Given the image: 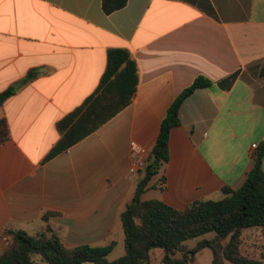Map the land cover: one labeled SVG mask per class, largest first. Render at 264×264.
I'll list each match as a JSON object with an SVG mask.
<instances>
[{"label":"crops","instance_id":"crops-1","mask_svg":"<svg viewBox=\"0 0 264 264\" xmlns=\"http://www.w3.org/2000/svg\"><path fill=\"white\" fill-rule=\"evenodd\" d=\"M110 49L137 64L132 103L46 161L62 137L58 123L98 88ZM200 76L212 85L182 103L169 162L142 201L184 210L244 184L252 145L264 141V0H127L110 14L102 0H0V94L14 91L0 105L9 131L0 144V254L7 229L34 235L50 225L70 248L125 239L121 216L144 174L129 173L132 149L150 155L168 109ZM47 212L58 215L45 223ZM242 238L244 255L264 256L263 229Z\"/></svg>","mask_w":264,"mask_h":264},{"label":"trees","instance_id":"trees-1","mask_svg":"<svg viewBox=\"0 0 264 264\" xmlns=\"http://www.w3.org/2000/svg\"><path fill=\"white\" fill-rule=\"evenodd\" d=\"M127 0H102L107 14L122 9ZM35 73L28 75V80ZM236 75L228 80L233 82ZM139 85L138 68L126 49H110L107 66L95 93L58 123L62 133L46 161L53 159L79 143L120 111L129 106ZM212 82L197 77L172 103L162 121L158 138L150 152L144 174L137 184L133 200L127 204L121 221L124 230L125 255L109 261L116 242L103 247L88 245L66 247L59 234L46 225L34 235L22 230L7 229L5 246L0 254V264H152V252L161 249L162 264H196V255L203 249L213 254L212 264H264L260 259L243 254L242 235L246 230H264V141L258 145L253 169L239 189L226 186L220 200H197L184 210L175 209L158 200L142 201L150 189V182L169 162V140L172 129L180 124L179 112L184 100L198 89L210 88ZM13 89L0 94V105L13 95ZM9 139L4 120L0 121V144ZM161 189L165 177L160 178ZM58 215L47 212L42 220ZM215 233L211 240L204 239L190 249L186 242L207 233Z\"/></svg>","mask_w":264,"mask_h":264},{"label":"rangeland","instance_id":"rangeland-1","mask_svg":"<svg viewBox=\"0 0 264 264\" xmlns=\"http://www.w3.org/2000/svg\"><path fill=\"white\" fill-rule=\"evenodd\" d=\"M215 237V233L211 232V233H207L206 235L204 236H201V237H198V238H194V239H191V240H188L186 242V245L190 248V249H194L198 246L199 242L204 240V239H208V240H211ZM115 242V241H114ZM117 248V249H116ZM115 252L113 251L108 259L109 261H114V259H118L116 258L117 255H119L121 252H124L125 250V247H124V239L123 240H119L118 242L116 241V247H115ZM201 252V251H200ZM163 253V250L161 249H156L153 253V256H152V264H160V255ZM211 259H212V254H211V251H206V253H203L200 255L199 257V264H211ZM38 261V263L40 264H44L40 261V258L37 257L36 259ZM86 264H92V263H86ZM230 264V263H229Z\"/></svg>","mask_w":264,"mask_h":264},{"label":"built area","instance_id":"built-area-1","mask_svg":"<svg viewBox=\"0 0 264 264\" xmlns=\"http://www.w3.org/2000/svg\"><path fill=\"white\" fill-rule=\"evenodd\" d=\"M253 150L258 149L257 144L252 145ZM131 158H132V166L129 170L130 175L134 176L137 175L140 170L143 171V169L146 167L149 153L147 150L142 148L141 146H134L131 152Z\"/></svg>","mask_w":264,"mask_h":264},{"label":"water","instance_id":"water-1","mask_svg":"<svg viewBox=\"0 0 264 264\" xmlns=\"http://www.w3.org/2000/svg\"><path fill=\"white\" fill-rule=\"evenodd\" d=\"M18 85H20V84H17V85L15 86V88H17V87H18ZM139 172L141 173V172H142V170H140Z\"/></svg>","mask_w":264,"mask_h":264}]
</instances>
